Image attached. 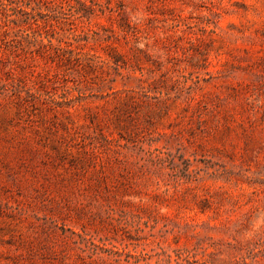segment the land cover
Returning a JSON list of instances; mask_svg holds the SVG:
<instances>
[{"label":"rangeland","instance_id":"374dc122","mask_svg":"<svg viewBox=\"0 0 264 264\" xmlns=\"http://www.w3.org/2000/svg\"><path fill=\"white\" fill-rule=\"evenodd\" d=\"M93 2L0 0V264H264V0Z\"/></svg>","mask_w":264,"mask_h":264},{"label":"trees","instance_id":"16d2710c","mask_svg":"<svg viewBox=\"0 0 264 264\" xmlns=\"http://www.w3.org/2000/svg\"><path fill=\"white\" fill-rule=\"evenodd\" d=\"M76 1V0H74ZM94 4V0H90ZM10 4H12V10L14 11L9 18L11 22L17 26L15 32L25 33L24 38L28 42L30 46L39 45L36 50H30V53H39V55L50 58L51 61H57V63H62L65 61H70L73 57V49L64 48L59 45L53 44L50 35L48 33V27H51V23L46 20H41L37 16L31 17L32 14L41 13L43 8L42 5L45 6L46 10L56 11L58 8H61L65 2H69V0H9ZM81 5H86L85 2H80ZM28 14L30 17L22 20V14ZM24 22L29 26L31 23L35 24L38 28L43 27L46 29V34H42L39 31H27L26 27H23ZM54 29V28H52ZM31 30V28L29 29ZM8 32V31H7ZM48 38V43H44V39ZM39 43V44H38ZM115 58H119V54H113Z\"/></svg>","mask_w":264,"mask_h":264}]
</instances>
